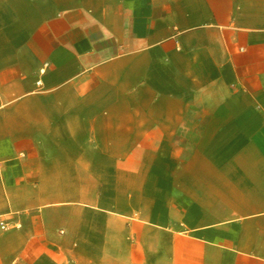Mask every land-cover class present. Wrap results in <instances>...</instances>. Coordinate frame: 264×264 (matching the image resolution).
Wrapping results in <instances>:
<instances>
[{"label": "crops", "instance_id": "crops-1", "mask_svg": "<svg viewBox=\"0 0 264 264\" xmlns=\"http://www.w3.org/2000/svg\"><path fill=\"white\" fill-rule=\"evenodd\" d=\"M0 264H264V0H0Z\"/></svg>", "mask_w": 264, "mask_h": 264}, {"label": "built area", "instance_id": "built-area-1", "mask_svg": "<svg viewBox=\"0 0 264 264\" xmlns=\"http://www.w3.org/2000/svg\"><path fill=\"white\" fill-rule=\"evenodd\" d=\"M1 225H2V227H4V228H8L7 224L4 223L3 221L1 222Z\"/></svg>", "mask_w": 264, "mask_h": 264}]
</instances>
